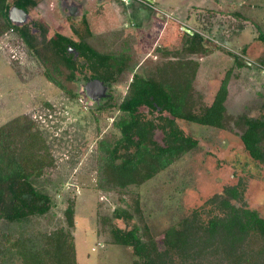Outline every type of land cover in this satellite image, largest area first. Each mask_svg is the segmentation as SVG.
Here are the masks:
<instances>
[{
	"label": "rangeland",
	"instance_id": "374dc122",
	"mask_svg": "<svg viewBox=\"0 0 264 264\" xmlns=\"http://www.w3.org/2000/svg\"><path fill=\"white\" fill-rule=\"evenodd\" d=\"M7 1L9 18L14 0ZM36 1V6L28 10L29 15L19 25L31 27L36 43L43 41L40 31L30 25L32 22L45 29L48 40L60 37L74 42L81 40L99 53L124 54L127 68L111 80L100 75L96 67L90 70L80 67L81 60L75 57L78 66L75 80H68V70L63 66H59V74L55 75L64 87L61 90L45 79L43 66L16 31L9 30L0 37V126L26 116L42 134L54 159L53 167L36 183L38 189L49 194L52 208L45 216L34 217L31 228L52 232L66 227L64 210L68 201L73 200L74 227L69 232L74 237L77 264H134L137 257L131 247L112 243L110 229L113 226L126 231L137 227L141 238H147L142 236L147 231L161 252L164 264H264V238L257 233L249 232L233 252L222 243V234L210 237L200 229L197 233L198 227L205 228L211 220L224 218L228 213L209 200L223 198L225 189L230 187L240 194L239 199L230 201L234 207L256 211L264 219V164L251 160L245 152L239 137L241 127L232 128L236 118L242 115L264 116V67L261 65L264 51L258 45L264 43V0H238L233 6L221 2L219 5V0H175V4L167 0L171 1L170 10L164 6L166 0H153L151 4L140 0L129 3L79 0L76 2L85 14L77 22L69 18L73 14L68 16L60 0ZM213 3V7L222 11L212 9ZM199 9L201 11H197ZM232 9L246 17V40L251 43L244 52L217 45L213 40L214 34L219 35L227 25L244 20L236 16L235 11L228 12ZM171 10H177V14L173 16ZM74 12L78 13V9ZM190 18L193 20L187 24ZM182 26L193 34L196 30L206 48L205 52L183 56L201 65L192 83L200 96V99L196 96L197 103L200 100L204 106H209L222 77L231 71L230 96L224 103L226 128L176 119L183 134L197 142L196 148L140 186H131L122 192L99 189L97 144L101 140L111 142L119 136L113 122L119 115L117 105L132 75L146 76L154 72L158 64L175 60L164 58L161 50L155 49L184 44L186 36L182 40L178 38L185 34ZM258 31L263 37L253 44ZM216 48L232 61L224 55H211ZM67 51L74 56L77 54L71 47ZM234 57L249 61L253 66L237 67ZM91 72L104 78L99 86L109 95L98 103L93 102L83 88ZM89 88L95 97L101 92L96 85ZM139 112L147 119L157 115L144 107ZM162 139V132L155 130L154 140L162 144ZM136 195L139 214L135 213L133 205ZM117 207L127 209L132 214L131 220L114 219L112 212ZM185 219L194 225L192 231L196 235L191 237L194 239L185 250L167 251L163 244L164 232L171 227L179 229Z\"/></svg>",
	"mask_w": 264,
	"mask_h": 264
},
{
	"label": "trees",
	"instance_id": "16d2710c",
	"mask_svg": "<svg viewBox=\"0 0 264 264\" xmlns=\"http://www.w3.org/2000/svg\"><path fill=\"white\" fill-rule=\"evenodd\" d=\"M36 4V0L13 1V7L25 12ZM9 9L8 1L0 0V37L9 30L16 31L43 66L45 79L61 90L64 87L55 78L59 74V66L68 70V80H75L78 70L76 58L81 60L80 67L88 70L96 67L100 75L102 73L111 80L127 68V56L124 54L99 53L81 40L74 42L64 37L48 40L45 29L34 22L32 27L40 31L43 41L38 44L31 34V27L10 23ZM184 36L186 39L181 46L155 49L161 50L164 58L175 60L168 59L158 64L155 71L146 76L132 75L127 91L117 105L119 115L113 122L119 136L111 142L101 140L97 144L99 189L122 192L131 186H140L196 148L197 142L183 134L176 119L226 128L224 103L231 71L225 73L209 106H204L200 100L197 103L196 96L199 99L200 96L195 93L192 83L198 63L183 59V56L205 52L206 48H203L204 40L199 34H180L179 40ZM262 37L263 34L258 31L257 39ZM69 47L76 50V56L67 51ZM240 59L234 57L237 67L243 65ZM261 65L264 67V60H261ZM90 78L104 80L92 72ZM142 107L157 115L144 118L139 112ZM235 123L244 125L240 139L246 152L252 159L264 163V116L257 119L241 117ZM155 130L162 132V144L154 140ZM53 165L54 159L45 139L29 118L19 116L0 126V264H15L16 261L20 264H77L73 236L69 232L74 227L73 200L68 201L64 210L66 227L52 232L31 228L34 217L45 216L52 208L49 194L38 189L36 183ZM225 195L221 199H210L209 203L215 202L228 213L224 218L211 220L205 228L198 227L197 233L200 229L210 237L222 234V243L233 252L249 232L264 237V220L255 211L236 208L230 203L240 198L236 188H226ZM133 200L134 211L139 214L138 196ZM112 217L128 222L132 214L125 208L117 207ZM192 228L194 225L185 219L179 229H167L163 238L166 250H185L194 239L191 238L194 234ZM138 231L137 227L126 231L113 226L110 229L112 243L131 247L137 257L134 264H164L153 238L148 236L147 231L142 235L147 238H141Z\"/></svg>",
	"mask_w": 264,
	"mask_h": 264
},
{
	"label": "crops",
	"instance_id": "0c3cea01",
	"mask_svg": "<svg viewBox=\"0 0 264 264\" xmlns=\"http://www.w3.org/2000/svg\"><path fill=\"white\" fill-rule=\"evenodd\" d=\"M42 1H44V0H41L40 2H42ZM218 0H216V2H217ZM237 1L238 0H219V3H217V4H225V6H229V4L231 3L232 4V6L234 5V3H237ZM171 2V1H170ZM170 2H168L167 0L166 1H164L163 3H164V6L166 7V9H168V10H170V6H171V4H170ZM221 2V3H220ZM152 3H153V0H152ZM173 3L175 4V0H173ZM191 6H193V7H196V8H201L200 6H197V5H191ZM214 6V3H213V5H212V9H214V10H219V11H222L219 7H213ZM231 6V5H230ZM177 8H178V4H177V6H176ZM226 8V7H225ZM229 8V7H228ZM227 9V8H226ZM172 11V10H171ZM197 11H201V9H199V10H197ZM230 11H235V10H228V12H230ZM173 12V11H172ZM177 12V10H175L172 14H173V16H175L174 15V13L175 14H177L176 13ZM236 12V16H238L239 18H244V20L243 21H241V22H236V24H233L232 26L231 25H227L225 28H223V31L222 30H220V32H219V35H215L214 34V36H213V40L217 43V45H220V46H223V47H225V48H232V49H235V50H242L243 52L246 50V48L248 47V45H249V43H251V42H247V40H246V34H245V23H246V21H245V18L246 17H244V15L243 14H241V12H237V11H235ZM171 14V13H170ZM168 16V18H173L171 15H167ZM181 18V17H180ZM187 18V17H186ZM185 17H184V19H186ZM193 19L192 18H190L189 19V21H187V24L188 23H190L191 21H192ZM229 26V27H228ZM194 32H196L197 33V31L195 30ZM198 34V33H197ZM200 35V34H199ZM201 36V35H200ZM202 38V37H201ZM203 40V39H202ZM256 41V42H255ZM257 42H259V40L258 39H256V40H254V43L253 44H255V43H257ZM262 43V42H261ZM264 44V43H263ZM263 44L261 45V44H258L260 47H261V49H262V51H264V46H263ZM257 46V45H256ZM214 53H217V55L219 56V55H224L226 58H228L229 60H231V58L229 57V56H227V55H225L224 54V52L222 51V50H219L218 48H216V49H214V51L211 53V55L212 54H214ZM264 54V52L262 53V55ZM223 57V56H222ZM241 60V59H240ZM262 60V59H261ZM232 61V60H231ZM243 63V62H242ZM200 69H201V65L199 64L198 65V71H197V75L199 74V72H200ZM211 72H214L213 71V69H212V71ZM232 80L233 79H230L229 80V82H228V93H227V100L225 101V103L228 101V98H229V92H230V86H231V83H232ZM210 105V104H209ZM226 107V106H225ZM72 236H73V234H72ZM74 238V237H73Z\"/></svg>",
	"mask_w": 264,
	"mask_h": 264
},
{
	"label": "flooded vegetation",
	"instance_id": "af4514ba",
	"mask_svg": "<svg viewBox=\"0 0 264 264\" xmlns=\"http://www.w3.org/2000/svg\"><path fill=\"white\" fill-rule=\"evenodd\" d=\"M76 1H79V0H60V6L62 7V8H65V10H67V12H68V16L70 15V14H73V15H70L69 16V18L70 19H72V20H76V22H77V20L79 19V20H82V17H83V15L85 14V12H82L81 11V9H82V6H80V4L78 3V2H76ZM141 1H143V0H141ZM80 2H82V0H80ZM144 3H146L145 1H143ZM86 3V2H85ZM76 8L78 9V13H76V12H74L75 10H76ZM26 13V16L27 15H29L28 14V11L27 12H25ZM30 19V18H29ZM30 22V21H29ZM31 23V22H30ZM29 23V24H30ZM33 23L34 22H32L30 25L32 26L33 25ZM19 27H21V26H19ZM241 61L243 62V65L241 66V67H244L245 65L246 66H249V67H252L253 66V64L251 63V62H249V61H246V60H244V59H241ZM244 61L245 62H247L248 64H245L244 63ZM224 77V76H223ZM222 77V78H223ZM222 80V79H221ZM230 80V79H229ZM96 81H97V83H96ZM221 82V81H220ZM229 82V81H228ZM103 82L102 81H100V80H92L91 78H90V76L87 78V83L85 84V86L83 87L84 88V92H86V94H88L89 95V97H91L90 99L93 101V102H95V103H98V101H100V100H103V99H106L109 95L108 94H106L105 93V91H106V89L104 90V87L103 86H99V84H102ZM91 85H96V86H98V89L101 91V92H99V94H97L96 95V97L95 96H93V94H92V92H91V90H90V88H89V86H91ZM227 93H228V85H227ZM241 117H245V118H247V116H241ZM241 117H237L236 118V120L238 119V118H241ZM249 118V117H248ZM252 119H257V118H252ZM235 120V121H236ZM233 126H232V128L233 127H238V128H240V130H243L244 129V125L243 124H240V123H233L232 124ZM240 136H241V134H240ZM239 136V137H240ZM240 141H241V139H240ZM242 143V142H241ZM243 145V144H242ZM243 148H244V146H243ZM244 150H245V148H244ZM245 152H246V150H245ZM247 153V152H246ZM248 154V153H247ZM248 156H249V154H248ZM250 157V156H249ZM251 158V157H250ZM251 160H253V161H255V162H258V163H260L261 164V162H259L258 160H255V159H252L251 158ZM262 164H264V163H262ZM238 193V192H237ZM239 194V193H238ZM240 195V194H239ZM244 209H246V208H244ZM247 210H249V209H247ZM250 211H253V210H250ZM256 212V211H255ZM257 213V212H256ZM258 214V213H257ZM259 216V215H258ZM260 217V216H259ZM261 218V217H260ZM263 219V218H262ZM264 220V219H263ZM264 238V237H263Z\"/></svg>",
	"mask_w": 264,
	"mask_h": 264
},
{
	"label": "water",
	"instance_id": "95a60500",
	"mask_svg": "<svg viewBox=\"0 0 264 264\" xmlns=\"http://www.w3.org/2000/svg\"><path fill=\"white\" fill-rule=\"evenodd\" d=\"M121 1H125L127 3L130 2V0H121ZM145 1L146 3L148 4H151L152 3V0H143ZM26 19V13L25 11L21 10V9H18L16 7H13V9L10 11L9 13V20L15 24L16 26H19L21 22H24V20ZM181 31L184 32V33H187L189 35H193V32L186 28L185 26H182L181 27ZM245 64H248L247 62L244 61ZM97 83V81H96Z\"/></svg>",
	"mask_w": 264,
	"mask_h": 264
},
{
	"label": "built area",
	"instance_id": "2783aa9c",
	"mask_svg": "<svg viewBox=\"0 0 264 264\" xmlns=\"http://www.w3.org/2000/svg\"><path fill=\"white\" fill-rule=\"evenodd\" d=\"M141 1V0H140Z\"/></svg>",
	"mask_w": 264,
	"mask_h": 264
}]
</instances>
